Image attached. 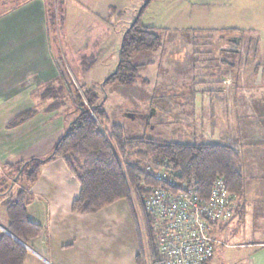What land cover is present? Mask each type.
Returning <instances> with one entry per match:
<instances>
[{
  "label": "crops",
  "instance_id": "crops-1",
  "mask_svg": "<svg viewBox=\"0 0 264 264\" xmlns=\"http://www.w3.org/2000/svg\"><path fill=\"white\" fill-rule=\"evenodd\" d=\"M20 6L0 18V134L6 130L11 117L22 115L34 110L31 119L23 120L26 127L38 134L29 143L23 141L19 146L12 143H0V158L9 156L10 161H24L18 155L26 151L28 159L47 157L56 145L53 139L58 133L56 125H51L50 117L56 110H50V97L44 98L49 92L51 83L56 84L58 59L55 57L50 42L49 13L44 0H16ZM62 4L68 0H61ZM67 5V4H66ZM107 16L92 14L80 16L86 33L96 37L91 40L92 50L99 45V36L108 33L107 26L113 17L114 7L107 6ZM118 17H121L118 15ZM64 22V21H63ZM242 29V28H237ZM107 32L105 33V31ZM243 30V29H242ZM87 43H82L86 48ZM81 45V46H82ZM90 49V51H92ZM224 65L232 62L230 67L235 72L234 82L241 89L237 96L247 101V108L240 111L230 109L229 98L219 94V101L210 109L213 101L208 91L183 94L180 98L190 99L192 108L185 115L191 116L194 124L203 121L207 116L210 127L216 125L212 116H219L227 109L226 116H243L249 123H237L240 145L236 152L239 155L243 172V196L239 202L236 220L220 227L217 237L230 254V250H238L240 256L234 263L264 264V93L252 94L241 83V76L250 64L248 52L252 50L245 43L223 44L220 51ZM234 52L236 54H234ZM252 54L259 62L260 56L254 47ZM250 53V52H249ZM264 58V56H263ZM93 60V56H76L72 60L85 62ZM256 66V65H255ZM264 72V62L262 67ZM224 72V71H223ZM227 72H224V75ZM259 76V75H256ZM255 76V77H256ZM209 76L203 81L215 80ZM221 81L226 79L221 76ZM211 84V83H205ZM236 88V89H237ZM50 94V93H49ZM214 104V103H213ZM44 117V118H43ZM47 117V118H45ZM256 119V120H252ZM202 123V122H200ZM21 124V123H20ZM250 125V126H245ZM228 124L225 125L226 130ZM243 128V129H242ZM242 129V130H241ZM34 132V133H35ZM215 133V131H214ZM178 134V133H177ZM53 137L51 138L50 136ZM183 141L191 140L178 134ZM216 142L224 141L225 136L219 131L218 136L211 135ZM39 144V151L33 153L31 148ZM12 145V146H10ZM227 145V144H226ZM15 146V147H14ZM230 147V146H229ZM233 147V146H232ZM5 149V150H4ZM27 159V158H26ZM25 159V160H26ZM28 195L26 211L28 219L42 228L40 236L30 239L25 248L27 256L24 264H148V256L142 255L139 231L125 201L114 203L96 213L78 214L71 211L72 202L78 198L80 185L62 158H54L43 164L36 181L27 186H18ZM10 194L0 193V236L7 234L6 203ZM8 232V231H7ZM229 241L231 244H229ZM213 257L207 264L213 261ZM229 256L225 257L227 263Z\"/></svg>",
  "mask_w": 264,
  "mask_h": 264
},
{
  "label": "rangeland",
  "instance_id": "rangeland-1",
  "mask_svg": "<svg viewBox=\"0 0 264 264\" xmlns=\"http://www.w3.org/2000/svg\"><path fill=\"white\" fill-rule=\"evenodd\" d=\"M147 1L68 0L65 5H59L60 10L63 11L64 22L59 20L60 13L55 11L57 6L52 3L53 9H50V13L55 11V24L50 25V42L52 51L59 61L56 84L54 82L50 84V88L56 87L52 93L55 97L53 98L54 102L52 101L50 104L51 109H55L56 112L52 114L50 121L51 125H56L59 130L53 139H59L77 114L73 103H71L72 96L70 97L69 92L85 97L87 89L93 90L98 95L99 100L105 97L103 109L106 113L107 122L105 125H101L108 131L112 125H118L123 127L130 136L142 135L140 133L144 131V135L156 138V132L165 135L167 134L165 128L170 127L168 130H171V133L175 132L183 137H188L195 144L217 143L230 146L235 152L240 145L237 138L241 136L237 127H240L243 122V124L249 123L250 120L242 118L243 116L239 117V115L227 117L225 115L227 109H223L220 119L215 114L212 116V120L217 121L213 127L208 124V121L211 122V120L207 116L203 117V121L199 120L194 124L192 117L183 113H187L192 108L191 100L180 97L183 94L187 96L192 92L196 91L197 93L208 89L207 94L210 95L211 101L214 103L210 109L219 101V94H224L230 99L228 103L231 110L241 111L240 106L244 110L247 108V101L240 98L241 96H237L238 100L233 98L241 89H238L234 82L235 72L230 67L232 62L224 65L225 62L223 63L222 59H217L218 50L226 41H220L216 35L217 33L229 34L230 28H242L244 30L243 43L249 45L252 50L256 47L257 54L260 56L258 62L252 58L254 55L252 50L249 51L250 53L248 52L250 64L246 65L245 74L241 76V83L246 82L248 85L244 86L243 84V87L252 94L264 93V72H262L264 62V0H151L143 9L140 21L142 25L155 29L160 35L161 50L149 53V55L138 56L136 62L133 61L134 64L140 66L138 77L132 84L124 86L110 84L102 88L103 82L114 73L118 63L120 43L124 31L135 20ZM108 5L114 7L113 17L107 21L108 33L105 36H99L100 43L94 51L91 49V43H93L91 40L95 41L96 37H92L90 40V34L86 33L80 16L89 15L90 19L94 17L90 16L92 14L107 16ZM120 13L123 14L122 17H118ZM224 30L227 31L223 32ZM196 31V37L188 36ZM199 35H207L211 38L198 37ZM88 40L89 46L86 48L82 43H87ZM222 52L225 57L227 52L223 50ZM234 54L236 53L234 52ZM81 55L87 57L92 55L93 60L87 59L82 62V65L79 61L72 60ZM195 59L197 60L195 61ZM223 71L227 73L224 75ZM210 75L218 77L214 85L200 84L197 81L199 76L207 78ZM221 76H225L226 79L221 81ZM60 87L67 89L68 96L66 91ZM163 98L169 103L166 110L157 108ZM58 101H60L61 106L57 103ZM175 103H177L178 109ZM128 113L142 117L155 113L152 118H148V122L154 126L153 130H149L148 125L146 127L144 120L143 123H139V120L124 117L123 114ZM241 119L242 122L239 125ZM167 123L166 127L165 124ZM226 124H228V128L225 130ZM7 125L6 130L0 134V143H12L17 147L26 140L32 144L33 141L30 140L38 134L35 130L31 131L29 127H26V123H22V120L16 116L11 117ZM219 131L221 134L223 133L225 140L216 142L210 138L209 133L218 136ZM168 135L171 137L172 134ZM50 137L52 138L53 135ZM39 148L37 143L31 150L33 153H37ZM26 151L29 150L26 149L22 151L21 155H18L19 158L23 157L24 161L29 160ZM52 151L53 149H51ZM33 158L37 159V156ZM22 162H12L9 156L0 158V193H5L13 183L14 187L9 192L11 196L19 190V185L24 188L27 187L25 183L23 185L13 181V175L20 170ZM150 169L149 167L145 170L150 171ZM9 198L10 196L6 199L9 200ZM131 200L135 204L134 196H131ZM136 211H139L137 206ZM136 216L142 255L144 253L147 256L148 250L138 212H136ZM218 237L222 240V236L218 235ZM231 242L229 241V244ZM219 247L215 248V257L209 264H242L246 262L234 263L236 258L240 256L236 253L238 250H230L231 253L229 254L227 249ZM227 254L229 263L224 261Z\"/></svg>",
  "mask_w": 264,
  "mask_h": 264
},
{
  "label": "trees",
  "instance_id": "trees-1",
  "mask_svg": "<svg viewBox=\"0 0 264 264\" xmlns=\"http://www.w3.org/2000/svg\"><path fill=\"white\" fill-rule=\"evenodd\" d=\"M44 1L48 8L50 25L55 24V11H59L61 16L59 20L63 22V11L59 8V5L62 4L61 0L57 2ZM150 1L148 0L143 5L135 20L124 31L115 68L116 72L105 79L102 88L110 84L122 86L132 84L138 77L140 66L134 64L133 61L138 56L149 55V53L161 50L160 35L155 29L142 25L140 21L141 13ZM52 3L57 7L50 13V9H53ZM19 6L20 3L16 0H0V18ZM119 15L122 17L123 14ZM229 32V34L217 33L216 36L220 41H226L227 44L236 45L244 42V30L230 28ZM196 35L197 31L188 36L196 37ZM198 37L211 38L207 35ZM220 50L221 48L218 50L217 57L219 60L223 58V52ZM203 79L206 78L197 77L200 84L211 83L214 85V80L205 82ZM60 88H63L62 90H65L68 96L67 89ZM48 90L51 93L49 92L50 94L48 93L44 98L50 97L52 102L55 98L52 93L56 87L54 89L47 88L45 92ZM72 90L74 91V89ZM204 91L206 92L208 89L202 92ZM192 93H196V91ZM69 94H71L70 97L72 96V100H69L73 103L77 113L74 120L59 137L51 154L43 159L30 158L20 164V170L13 175L15 183H25L27 186L33 184L43 164L54 158H62L80 185L79 196L72 202L71 211L78 214H92L114 203L125 201L134 220L137 219L136 212L141 218L148 250L147 256L151 264H154L156 259L152 229L153 219L145 211L143 199L150 186L158 185L159 181L155 178L157 173L166 172L172 175L175 182L188 183L194 188L195 193L204 200L210 197L215 180L221 178L228 193L236 198L233 217V220H236L238 213H241L238 208L243 196V172L236 151L217 143L195 144L192 140L183 141L177 133H171V130H168L170 127H164L167 131L165 135L156 132V138L144 135V131L140 133L142 135L130 136L123 127L118 125H112L108 131L101 125H105L107 122L103 109L105 97L99 100L93 90L87 89L85 97L72 92ZM83 101L86 103L84 104ZM57 103L61 106L60 101ZM175 105L178 109L177 103ZM168 106L169 103L163 98L157 108L166 110ZM51 108V111L55 110ZM32 111L35 112L30 110L16 117H19V120L28 121L34 116L31 115L34 114ZM153 114L155 115V113ZM142 121L139 120V123ZM145 125L146 127L148 125L149 130H153L151 129L153 125L150 126L146 123ZM167 125L168 123L165 124L166 127ZM168 134H172L171 137ZM149 167L150 171H146L145 169ZM13 187L14 183L3 194H9ZM131 196H134L135 204H133ZM27 199L26 192L19 189L15 195H10L6 203L5 215L7 231L10 235L2 234L0 236V264H24L27 256V249L24 245L42 233V228L27 217ZM136 206L139 211H136Z\"/></svg>",
  "mask_w": 264,
  "mask_h": 264
},
{
  "label": "built area",
  "instance_id": "built-area-1",
  "mask_svg": "<svg viewBox=\"0 0 264 264\" xmlns=\"http://www.w3.org/2000/svg\"><path fill=\"white\" fill-rule=\"evenodd\" d=\"M155 178L158 185L149 187L143 199L144 209L153 219L154 264L207 263L217 246H225L216 235L233 220L236 198L221 178L215 180L207 200L166 172Z\"/></svg>",
  "mask_w": 264,
  "mask_h": 264
},
{
  "label": "water",
  "instance_id": "water-1",
  "mask_svg": "<svg viewBox=\"0 0 264 264\" xmlns=\"http://www.w3.org/2000/svg\"><path fill=\"white\" fill-rule=\"evenodd\" d=\"M116 72V69L114 70V73ZM124 115V117H126V118H129V119H131V120H142V118H144L145 116H140V115H136V114H123ZM6 233L8 234V235H10L7 231H6ZM24 247H25V245H24Z\"/></svg>",
  "mask_w": 264,
  "mask_h": 264
},
{
  "label": "flooded vegetation",
  "instance_id": "flooded-vegetation-1",
  "mask_svg": "<svg viewBox=\"0 0 264 264\" xmlns=\"http://www.w3.org/2000/svg\"><path fill=\"white\" fill-rule=\"evenodd\" d=\"M153 114H150V115H147V116H145L144 118H142V120H144L147 124L149 123L148 121H149V119L148 118H152L153 116H152ZM150 124V123H149ZM150 126H151V124H150ZM149 126V127H150ZM151 128V127H150ZM154 128V126H152V128L151 129H153Z\"/></svg>",
  "mask_w": 264,
  "mask_h": 264
}]
</instances>
